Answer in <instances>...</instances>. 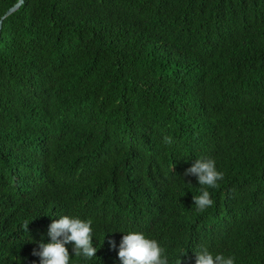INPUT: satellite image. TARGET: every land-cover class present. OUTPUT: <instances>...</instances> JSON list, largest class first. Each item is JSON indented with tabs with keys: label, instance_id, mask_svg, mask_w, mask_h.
<instances>
[{
	"label": "trees",
	"instance_id": "1",
	"mask_svg": "<svg viewBox=\"0 0 264 264\" xmlns=\"http://www.w3.org/2000/svg\"><path fill=\"white\" fill-rule=\"evenodd\" d=\"M203 157L223 179L198 211ZM62 215L98 250L70 264H120L128 230L169 264H264V0H23L3 20L0 264H40Z\"/></svg>",
	"mask_w": 264,
	"mask_h": 264
},
{
	"label": "clouds",
	"instance_id": "2",
	"mask_svg": "<svg viewBox=\"0 0 264 264\" xmlns=\"http://www.w3.org/2000/svg\"><path fill=\"white\" fill-rule=\"evenodd\" d=\"M166 144L173 143L171 137H165ZM185 175L194 176L200 185V194L193 197L194 206L198 211L211 207L213 200L209 188H216L217 182L223 179V173L217 169L216 160L203 157L194 160ZM206 186V187H205ZM122 239L118 246V259L120 264H169L164 248L159 241L148 238L140 231H121ZM47 237L50 242L43 239L38 243V251L33 255L40 258V264H70L67 245H72L75 257L90 260L96 257L97 247L93 244V221L81 219L78 216L62 215L50 224ZM115 248V242H111ZM184 255L190 256L188 253ZM187 264H235V257L223 253H213L208 248H203L190 256Z\"/></svg>",
	"mask_w": 264,
	"mask_h": 264
},
{
	"label": "water",
	"instance_id": "3",
	"mask_svg": "<svg viewBox=\"0 0 264 264\" xmlns=\"http://www.w3.org/2000/svg\"><path fill=\"white\" fill-rule=\"evenodd\" d=\"M22 4H23V0H17V2L12 7H10L4 13V15L0 18V32H1V27H2L3 20H5L6 18H8L12 14H14L22 6Z\"/></svg>",
	"mask_w": 264,
	"mask_h": 264
}]
</instances>
